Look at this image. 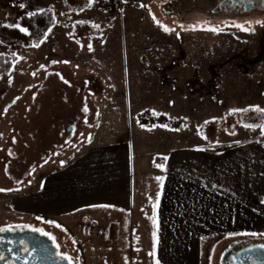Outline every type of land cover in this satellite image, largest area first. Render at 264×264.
I'll list each match as a JSON object with an SVG mask.
<instances>
[{
	"label": "rangeland",
	"instance_id": "rangeland-1",
	"mask_svg": "<svg viewBox=\"0 0 264 264\" xmlns=\"http://www.w3.org/2000/svg\"><path fill=\"white\" fill-rule=\"evenodd\" d=\"M217 4L0 0V27L39 9L51 8L54 15L39 47L0 42V54L13 60L12 70L0 78V189L35 184L102 141L132 144L142 173H149L160 149L181 137L215 147L264 138L260 124L243 126L256 111H232L264 109V26L256 23L264 21V12L219 14ZM207 28L220 31L202 30ZM127 218L128 226L125 218L102 211L44 221L12 215L0 218V227L44 229L72 264H147L141 262L145 249L118 242L130 230L140 233L139 218ZM225 245L214 249L208 264H219Z\"/></svg>",
	"mask_w": 264,
	"mask_h": 264
},
{
	"label": "crops",
	"instance_id": "crops-1",
	"mask_svg": "<svg viewBox=\"0 0 264 264\" xmlns=\"http://www.w3.org/2000/svg\"><path fill=\"white\" fill-rule=\"evenodd\" d=\"M160 151L156 165L164 167L151 164L153 169L142 173L139 152L129 142L87 145L35 184L16 190L3 185L0 218L44 221L102 211L125 218L128 226L130 215L139 218L140 233L130 230L118 242L145 249L148 261L141 262L147 264H208L221 242L264 233V138L215 147L181 137ZM156 177L163 178L162 188Z\"/></svg>",
	"mask_w": 264,
	"mask_h": 264
},
{
	"label": "flooded vegetation",
	"instance_id": "flooded-vegetation-1",
	"mask_svg": "<svg viewBox=\"0 0 264 264\" xmlns=\"http://www.w3.org/2000/svg\"><path fill=\"white\" fill-rule=\"evenodd\" d=\"M217 1L218 4L214 12L219 14L242 16L264 12V0ZM20 241H24V244L22 245ZM262 244L264 241L253 238L232 241L221 251L219 264H261V261H264V249L255 246ZM24 246H27L30 252H23L22 247ZM57 251L48 237L33 232L29 228L0 233V255L4 256V259L0 260V264H26L29 262L33 264L36 262L40 264H68L67 260L56 255Z\"/></svg>",
	"mask_w": 264,
	"mask_h": 264
},
{
	"label": "trees",
	"instance_id": "trees-1",
	"mask_svg": "<svg viewBox=\"0 0 264 264\" xmlns=\"http://www.w3.org/2000/svg\"><path fill=\"white\" fill-rule=\"evenodd\" d=\"M37 14L29 17V15H22L18 23L22 27L29 29L31 35H25L16 28L0 27V42L6 45H23L38 43L44 39L47 29L52 28L54 24L53 12L45 9L43 13L36 12ZM13 68L12 57L0 54V78L4 74H8ZM249 124L264 125V114L255 113L247 118Z\"/></svg>",
	"mask_w": 264,
	"mask_h": 264
},
{
	"label": "snow or ice",
	"instance_id": "snow-or-ice-1",
	"mask_svg": "<svg viewBox=\"0 0 264 264\" xmlns=\"http://www.w3.org/2000/svg\"><path fill=\"white\" fill-rule=\"evenodd\" d=\"M90 2H91V0H90ZM20 7L23 8L24 5L21 4ZM44 11H45V9H39V10H38L39 13H43ZM48 11L51 12V11H53V9L50 8V9H48ZM36 14H37V13H35V12H30V13H28L29 17L34 16V15H36ZM61 15H63V13H61ZM153 19H155V17H153ZM79 23L83 24L84 21H80ZM157 23H159V22L157 21ZM248 23H251V22H248ZM256 23H257V24H260L261 26H264V21H256ZM234 26H235L236 28L242 30V31H246V32H247V31H250L249 28L245 27V26L242 25V24H235ZM5 27L16 28V29H18L21 33H24L25 35H31V33L29 32V29L26 28V27H22L19 23H16V24H8V25H5ZM94 27H99V25H94ZM51 30H52L51 28L47 29V32H45V35H44V39H47V34H48L49 32H51ZM202 30H207V31H212V32H218V31H220V29H217V28H207V29H202ZM164 31H165V32H171V31H173V30L167 28L166 26H164ZM43 42H44L43 40H40L38 43H35V44H33L32 46H33V47H39V45H40L41 43H43ZM88 48H89V50H92V45L89 44V45H88ZM53 63H57V61H53ZM65 63H67V61H65ZM42 67H43V66H42ZM34 75H35V74H34ZM64 82L67 83V81H64ZM249 110H254V111L258 112V113L264 114V109H260L259 106H253L251 109H233L232 111H233V112H237V111H241V112H243V111H249ZM5 111H6V110H5ZM84 111H85V112L88 111V109H87L86 106H85V108H84ZM243 126H244L245 128H253V129L256 128V127H258V126L255 125V124H244ZM164 127H167V126L164 125ZM259 127L261 128V131L264 132V125H260ZM204 138L206 139V137H204ZM89 142H90V138H89ZM9 154L11 155V152H9ZM164 159L167 160V157H164ZM156 166H157L158 168H163V167H164L163 165H159V164L156 165ZM156 179L160 182V186H161V188H162V187H163V178H162V177H156ZM0 191H5V189H0ZM158 204H159V194H158V196H157L156 206H158ZM100 207H108V206H107V205H102V206H100ZM37 219H41V218H40V217H37ZM47 223H49V224H55L54 221H47ZM153 223L155 224V220L153 221ZM17 227L29 228V229H30L31 231H33V232H38V233H40L41 235L48 237V238L53 242V244L57 247V249H59V245L56 244V237L53 236L51 233L46 232L44 229H42V228H34V227L30 226V225L17 226ZM55 227H58V228H59V227H61V226H60L59 224H55ZM13 230H14V229H13L11 226H8V227H0V233H2V232H8V231H13ZM244 234H245V235L252 236V237H256V236H264V233H256V232H252V233H244ZM152 235H153V238H155L156 233L154 232ZM233 235H236V233H234ZM9 243H11V241H9ZM20 243L23 245V244H24V241H20ZM255 247H258V248H260V249H264V244H262V245H258V246H255ZM9 251H12V249H9ZM22 251L28 253V252H30V249H29L27 246H24V247H22ZM32 251H34V250H32ZM249 251H251V249H249ZM56 255L61 256L62 259L67 260V261H68V264H72V258L69 257V256H67L66 254H63V253L57 251ZM2 259H4V256H3V255H0V260H2ZM17 259H19L18 256H17ZM157 264H159V261H157ZM261 264H264V261H261Z\"/></svg>",
	"mask_w": 264,
	"mask_h": 264
},
{
	"label": "water",
	"instance_id": "water-1",
	"mask_svg": "<svg viewBox=\"0 0 264 264\" xmlns=\"http://www.w3.org/2000/svg\"><path fill=\"white\" fill-rule=\"evenodd\" d=\"M21 264H24V263H21ZM26 264H33V263L29 262V263H26ZM34 264H40V263L39 262H36ZM42 264H46V263H42Z\"/></svg>",
	"mask_w": 264,
	"mask_h": 264
}]
</instances>
